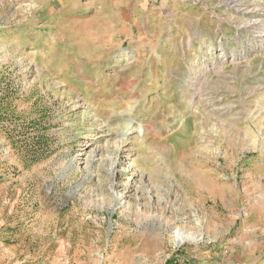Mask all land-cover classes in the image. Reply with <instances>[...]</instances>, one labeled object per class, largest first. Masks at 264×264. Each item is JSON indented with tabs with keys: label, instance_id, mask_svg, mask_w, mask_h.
Returning a JSON list of instances; mask_svg holds the SVG:
<instances>
[{
	"label": "rangeland",
	"instance_id": "374dc122",
	"mask_svg": "<svg viewBox=\"0 0 264 264\" xmlns=\"http://www.w3.org/2000/svg\"><path fill=\"white\" fill-rule=\"evenodd\" d=\"M0 264H264V0H0Z\"/></svg>",
	"mask_w": 264,
	"mask_h": 264
},
{
	"label": "bare ground",
	"instance_id": "6f19581e",
	"mask_svg": "<svg viewBox=\"0 0 264 264\" xmlns=\"http://www.w3.org/2000/svg\"><path fill=\"white\" fill-rule=\"evenodd\" d=\"M180 242L183 243L184 242V239H180Z\"/></svg>",
	"mask_w": 264,
	"mask_h": 264
}]
</instances>
